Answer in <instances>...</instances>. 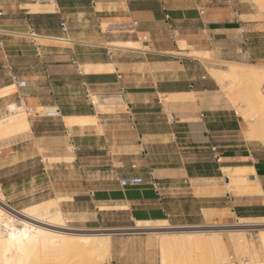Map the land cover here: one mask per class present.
<instances>
[{
	"label": "crops",
	"instance_id": "crops-1",
	"mask_svg": "<svg viewBox=\"0 0 264 264\" xmlns=\"http://www.w3.org/2000/svg\"><path fill=\"white\" fill-rule=\"evenodd\" d=\"M245 15L230 0H0V110L60 112L0 148V175L37 165L27 180L53 196L32 206L57 203L85 226L264 219V148L211 96L208 70L264 60V30Z\"/></svg>",
	"mask_w": 264,
	"mask_h": 264
},
{
	"label": "rangeland",
	"instance_id": "rangeland-1",
	"mask_svg": "<svg viewBox=\"0 0 264 264\" xmlns=\"http://www.w3.org/2000/svg\"><path fill=\"white\" fill-rule=\"evenodd\" d=\"M230 1L233 9H237L240 12L246 13V15L241 16V18L248 20V22L252 24H256L258 28L264 30V0ZM189 54L192 55L193 53ZM196 55L199 56L201 54ZM248 63L250 64L249 69L253 68L255 70V73L252 74H256L257 76L252 77V75L250 77L251 74H249L247 71L248 76L250 77L248 79V76H246V70L239 75L234 76L230 71L231 69H229V71L226 72H219L220 76L218 77H222L219 79L213 73V71L216 69L214 66L217 64V62H211V68H208L209 74L217 83L216 90L211 96H213V98H217L221 101V103L226 104L228 107L233 108L239 117L242 116L241 112L243 110V115L247 116L251 129H253V134L257 138L254 141H257L264 148V143L262 144L260 142V140H264V106L261 102V98L259 97L261 96L264 99V60H258L256 62L249 61ZM250 66L254 67L250 68ZM240 67H244V69L248 68V66ZM257 69L258 71L261 70V73H257ZM191 96L194 98L193 94H191ZM167 100L169 101V97L164 101L166 102ZM19 107L24 113L28 122L30 118L35 116L28 110V107H34V111L37 112L38 110L37 113L42 112V108H39V106L25 107L20 105ZM11 113L12 111L8 105L5 106L3 110H0V121L8 119L9 116H11ZM26 129L27 128H20L10 134L6 133L5 135H0V148H10V146L15 144L18 140L25 138L27 135L24 137H18L21 135V133H16ZM243 130L248 133L247 131H249V128L247 124L243 123ZM246 133L245 136L247 137ZM246 139L248 140V137ZM258 139L260 140L258 141ZM36 166L37 165L35 164H25L18 168H14L13 171H4L0 175V191L2 194L1 202L3 203L1 204L0 202V206H2L5 211L7 210L9 214L14 215L11 216L13 219L12 223L14 224L13 228L17 227L21 229L20 226L24 225L23 220H21L24 217L20 216L18 213H25L27 210H30V208L34 207L32 205L43 202L49 197L53 196L52 193H49L50 189L46 179L43 178L41 180L34 181L27 180L28 177L37 173ZM11 177L13 178L11 179ZM4 179H10V183H13V187L10 189L7 188L5 184L2 183V180ZM228 185L229 186L224 184V190L226 192L235 194V192L238 191V189H234L232 187L231 182H229ZM55 199L59 201V198ZM40 217L41 221H44V223L55 221L60 223L59 226L66 228V230L57 229L55 228L56 226L47 227L46 225H42L45 228L47 227L71 234L94 233L107 235V237L110 239L109 256L101 264H112L113 261H116L117 264H161L159 240L163 238V236H170L172 233V235H176V233L180 234L186 232L201 233V235L203 234L205 236L220 235L219 237L222 239V241H226L224 242L225 246L227 245L225 247V253L229 264H244L245 261L247 263L249 262L248 264H264V219L246 218L243 220L245 224L256 226L239 227L237 226L238 216L231 214L227 217L219 218L199 227L173 228L163 223V225L154 223L130 224L126 221L124 216H119V218L115 216H109L108 221H106L108 225L98 227L90 226L91 224H88V226H85L83 224L76 223L74 221V217L71 215L64 212L61 214L59 210L56 212V214L55 212H51L43 214ZM28 222L40 225L29 220ZM122 224H126L128 227H123L121 226ZM259 228L262 230H259ZM237 229H241V231H233ZM229 235L245 236L247 247L241 251L235 250L232 243L229 242ZM39 255L40 256L38 258L37 256L34 257L36 258L33 259L35 262L32 261L31 264H38L39 258L43 259L40 261V264H42L45 260L53 257H61L63 254L61 255L58 252L53 251V249L47 248L45 252H40ZM211 256L212 255H210L209 251L204 249L200 250L199 254L194 258L189 257L182 261L174 260L168 264H213V259Z\"/></svg>",
	"mask_w": 264,
	"mask_h": 264
},
{
	"label": "bare ground",
	"instance_id": "bare-ground-1",
	"mask_svg": "<svg viewBox=\"0 0 264 264\" xmlns=\"http://www.w3.org/2000/svg\"><path fill=\"white\" fill-rule=\"evenodd\" d=\"M252 67L250 66V68ZM245 70L246 73L248 71V73L251 74L250 77L252 75V77L257 76L256 74H252L255 73V70L253 68L249 69V66L247 69H244V67L240 66H234L230 71L234 76H237ZM256 72L261 73V70L258 71L257 69ZM248 73L246 76H248ZM218 76H220L219 72L217 73L216 77ZM250 77L248 76V79ZM259 97L261 98V102L264 106L263 97ZM34 109L32 108L31 112L35 115L37 114L38 110L36 112L34 111ZM241 115L242 116L240 117L242 118L243 123L247 124L249 128V131H247L248 133L245 132L247 134L248 140H256L257 138L253 134L254 132L252 131L253 129H251L247 116L243 115V110L241 112ZM1 121L0 135H5L6 133L10 134L17 129L28 127V121L22 111L12 114L8 119L3 120L2 122ZM80 122H84V119H67V124ZM259 140L260 139H258V141ZM260 142L263 144L264 140L262 139L260 140ZM1 196L2 194L0 191V202L2 198ZM1 204L3 203L1 202ZM55 210H58L57 203L54 204L53 202H48L47 204H42L37 207L34 206L33 208H30V210H27L25 213H18L20 216L25 218L21 219L23 220L24 225H21L20 229L17 227L13 228L14 224L12 223L13 219L11 216L14 215L9 214L7 210L5 211L2 206H0V264H31L32 261L35 262V260L33 259L36 258L34 257L37 256L38 258L40 256L39 253L45 252L47 248H51L53 249V251L63 255L61 257H53L45 260L42 264H101L106 258H108L110 250V239L105 234H71L64 231L47 228L56 226L55 228L57 229L66 230V228L60 227V223L58 222L50 221V223H44V221H41V215L51 213ZM28 220L36 222L40 225L28 222ZM243 220V218L237 217V226H256L247 225ZM42 225H46L47 227L45 228ZM259 230L262 229L259 228ZM233 231L239 232L241 231V229ZM172 234L167 237L163 236V238L159 240L161 264H168L169 262L174 260L182 261L189 257L194 258L199 254L200 250L204 249H207L210 255H212L211 258L213 259V264H229L226 259L225 253V247L227 245L225 246L224 242L226 241H222V239L219 237L220 235H216L217 237L215 235L205 236L203 234L201 235V233L193 232L180 234L176 233V235ZM229 236V242L232 243L235 250L241 251L247 247L245 236ZM42 260L43 259L39 258L38 264H40V261ZM245 262L244 264L249 263Z\"/></svg>",
	"mask_w": 264,
	"mask_h": 264
},
{
	"label": "built area",
	"instance_id": "built-area-1",
	"mask_svg": "<svg viewBox=\"0 0 264 264\" xmlns=\"http://www.w3.org/2000/svg\"><path fill=\"white\" fill-rule=\"evenodd\" d=\"M134 24V22L132 23ZM129 27H132L130 24ZM18 87L25 86V82L23 80H17L16 82ZM34 107H28V110L31 112V109ZM39 108H42V112L35 114V116H46V117H56L59 116L60 112L57 107H50V106H40ZM119 184L121 186H131L140 184L143 182V180L139 177H123L118 180ZM153 185H157V182H154L152 180Z\"/></svg>",
	"mask_w": 264,
	"mask_h": 264
}]
</instances>
